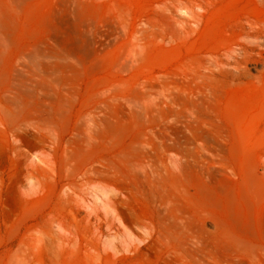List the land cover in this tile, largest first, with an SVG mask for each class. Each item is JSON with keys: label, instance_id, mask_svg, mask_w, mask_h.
I'll return each instance as SVG.
<instances>
[{"label": "rangeland", "instance_id": "obj_1", "mask_svg": "<svg viewBox=\"0 0 264 264\" xmlns=\"http://www.w3.org/2000/svg\"><path fill=\"white\" fill-rule=\"evenodd\" d=\"M156 1L18 0L13 3L0 0V32L6 39L0 58V99L3 100L10 71L20 64L18 61L26 52L35 49L42 51L37 65L52 81L55 94V102L49 108L53 127L46 132L34 121L24 119L28 107L19 114L5 112L4 102L0 100V264H184L155 235L142 238L144 231L140 228L142 232L136 230V234L127 231L128 225L137 227L140 222L151 223L154 209L140 190L132 188L126 179L107 167L105 159L123 154L139 134L156 133L159 128L157 133H169L170 143L175 146L187 143L190 147L192 144L199 147V132L183 130L177 106L173 114H163L153 121L148 115L138 117L140 108L134 100L139 92L143 93L148 82L159 80L175 56L211 44L223 26L241 17L251 2L215 0L193 42L177 46L160 36L131 34L134 19ZM112 84L115 85L112 87ZM234 102L238 111L230 119L234 133H226L229 142L226 152L228 164L239 171V175L224 181L219 190L210 181L203 182L198 167L190 166L187 181L197 193L199 211L207 228L214 229L215 219L226 220L231 230L242 234L246 244L254 246L248 252L235 248L227 251V247H222V264H245L247 261L264 264V170L261 169L257 177L249 178L248 174L247 178H242V159L255 147L264 145V96L252 98L239 92ZM125 115L130 117L127 119ZM105 116L106 119L109 116L112 127L110 123L99 126L94 121ZM25 123H29V129ZM195 124L205 129L202 122ZM157 125H160L158 129ZM81 129H86L85 133ZM74 137L82 143L72 144ZM86 165L97 167L99 172L89 183L84 173ZM116 207L117 210L122 208L124 213ZM118 219L123 221L122 225Z\"/></svg>", "mask_w": 264, "mask_h": 264}, {"label": "bare ground", "instance_id": "obj_2", "mask_svg": "<svg viewBox=\"0 0 264 264\" xmlns=\"http://www.w3.org/2000/svg\"><path fill=\"white\" fill-rule=\"evenodd\" d=\"M17 1L18 0H11L13 3H17ZM250 2L251 5L242 11V16L231 19L225 26H223L211 44L200 46L199 48L194 49L185 55L180 54L175 56L171 63L166 65V68L159 80H157L155 77L156 82H148V85H144L145 89L143 88V93L140 94L139 90V95H137L136 99L134 100L135 105L137 104V106L140 108L137 114L138 117L142 118L144 115H148V117H150L153 121H156V119H158L157 117L163 116V114L167 116L173 114L174 107L177 106V113L181 116L183 121L182 124L179 122L183 126V130H188L187 132L191 131L192 133L195 131L199 132L197 134L198 137H201L199 147L192 144L194 147L193 149L191 148L192 146H188L189 144L187 143L183 145L180 144L179 146L173 145L170 143L172 137L169 133H157L160 129L157 128L160 125H157L156 128L158 131L156 133L149 132V134L146 135L139 134L129 149L123 154L117 157L110 156L105 159L107 162V167L114 173L126 179L132 188L140 190L142 192L141 195L145 196L149 200L154 209V217L151 223L147 224L141 223L139 221L140 224L138 223L139 225L137 227L130 223L131 225L126 226L127 231L136 234V230H139L140 228L142 231H144L143 236H141L142 238L145 236L153 237L152 235H155L161 242L168 245L171 248L170 250L184 264H222V254H220V249L222 247H227V251H229V248H235L241 251L242 249L247 251L254 248V246L246 244L245 241L242 240V234H238L231 230L226 220L215 219L213 222L214 229H209L206 227L205 221L201 218L204 216L199 211L200 203L199 200H197V193L193 191V186L188 183V177L186 174L188 167L196 166L198 167V173L203 179V182L206 184V182L210 181V183L218 187L219 190L223 188L224 181L230 179L232 176L239 175V171L228 164L229 159L226 152L227 144L229 143L226 133H234L230 119L235 114V112L238 111L234 99L236 94L239 92H242V96H249L252 98H256L260 94L264 96V0H250ZM214 3L215 0H157L155 4H153L149 9L144 10L143 13L138 16V18L134 19L135 27L132 29L131 34H137L136 36H140L138 34L144 36L152 35L153 37L160 36V38L163 40H167L169 43L173 42L177 46L187 44L189 41L192 43V39L202 28L206 16L213 7ZM65 19L68 20L69 18L67 17ZM63 23L65 24V22ZM85 26L86 25H84V27ZM56 36L55 38H57ZM3 37L4 36H2L0 32V58L6 40H4ZM112 38L113 37H111V39ZM54 46L56 45L54 44ZM39 52H42L41 49H35L32 51L30 50L23 55V58L21 57L22 60L20 59L18 61L20 64L16 65L10 71L7 77V88L3 95V100H0L4 102L6 107L5 112L8 110L7 112L10 111L13 114H19L25 107H28L29 109L25 112L24 119H26L27 122L34 121L38 127L41 128V130L45 129L44 131L46 132L47 130L51 131L53 127L54 120L51 119L52 114H50L49 108L55 102V94L51 83L52 81L48 78V75L43 74L42 71L44 70L41 71L38 68L37 58L39 55H41ZM136 57L138 58V56ZM45 63L47 64V62ZM113 85L115 84H112V87ZM64 88H66V86ZM75 88L78 87L75 86ZM129 88L131 89V87ZM76 90L74 89L73 91ZM132 91L134 90L132 89ZM107 94L103 95L106 96ZM142 99L143 102L141 101ZM121 102L126 103L124 101ZM120 112L124 114L123 109H120ZM7 114L5 116H7ZM110 115L113 116V114ZM106 116L105 118L102 117L103 119H97L98 121H94L98 123L99 126L100 124H109V116L107 119ZM125 116L127 118V115ZM198 121L206 125L205 129L202 127L203 125L200 126V124H195ZM34 122H32V124H34ZM25 124L26 128H28L27 124L29 125V123ZM111 124L112 122L109 126H111ZM14 126L15 128L17 127L16 125ZM18 126L21 127L22 125ZM106 127L104 129H106ZM26 128H23V130ZM31 128L37 129L35 128V125L34 127L31 125ZM82 129L81 131L83 132L84 130ZM88 129L89 128H87V130ZM109 129L113 130V128ZM75 130H77V127ZM198 130H201V133ZM96 133H93L95 137L97 136L95 135ZM204 133L206 134L204 135ZM46 134L49 135V133ZM51 134L52 133H50V135ZM75 137L72 138V144L79 145L82 143L81 140H78L80 136L77 139H75ZM193 137L194 136L192 134V138ZM173 138L175 137L173 136ZM55 141L53 139V142ZM37 157L40 158L38 155ZM97 165L99 166L100 164ZM97 165L95 164V166ZM95 166H87V169L84 172L86 174H84L85 178L87 176L88 183L94 181V176L99 175L97 167ZM69 169L70 168H68V170ZM261 169L264 170V145L255 147L250 155L247 157L245 156V158L242 159V178H247L248 174H250L249 178L257 177L260 174ZM189 174L191 175V173ZM193 176L195 175L193 174ZM113 179L115 178L113 177ZM122 211L121 214L124 213V211ZM122 216L123 215H121V217ZM118 220L120 221L119 224L124 221V219L122 222L120 219ZM137 221L138 220H136V222ZM112 223H114L113 219ZM123 227L124 226L121 228ZM231 258L233 259V257ZM261 258L262 257H260V259ZM261 261L263 262V260ZM229 262L232 263L233 261L229 260ZM247 263L249 262L247 261Z\"/></svg>", "mask_w": 264, "mask_h": 264}]
</instances>
